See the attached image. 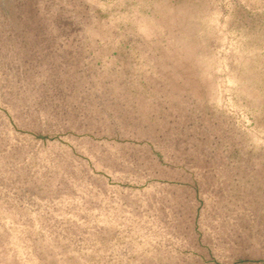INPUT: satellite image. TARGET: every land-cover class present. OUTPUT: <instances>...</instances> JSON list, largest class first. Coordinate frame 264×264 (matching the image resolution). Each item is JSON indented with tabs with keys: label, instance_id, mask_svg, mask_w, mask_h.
I'll list each match as a JSON object with an SVG mask.
<instances>
[{
	"label": "rangeland",
	"instance_id": "obj_1",
	"mask_svg": "<svg viewBox=\"0 0 264 264\" xmlns=\"http://www.w3.org/2000/svg\"><path fill=\"white\" fill-rule=\"evenodd\" d=\"M0 264H264V0H0Z\"/></svg>",
	"mask_w": 264,
	"mask_h": 264
}]
</instances>
